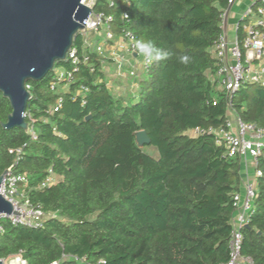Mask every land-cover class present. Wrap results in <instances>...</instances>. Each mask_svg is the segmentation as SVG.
Wrapping results in <instances>:
<instances>
[{"label":"trees","instance_id":"trees-1","mask_svg":"<svg viewBox=\"0 0 264 264\" xmlns=\"http://www.w3.org/2000/svg\"><path fill=\"white\" fill-rule=\"evenodd\" d=\"M112 1L96 0L93 11L112 17L114 39L130 32L173 55L139 75L136 95L112 92L113 62L93 52L76 70L67 60L56 63L54 69L72 74L68 93L50 91L53 71L27 83L25 119L36 140L20 128H2L11 108L0 94V175L11 168L25 176L21 192L51 215L41 229L1 220L0 260L225 264L241 162L229 158L208 130H227L229 113L264 128L263 85L245 84L227 101L213 80L217 60L211 49L222 35L229 2ZM73 48L79 58L86 51L80 34ZM181 55L190 61L180 63ZM81 86L88 89L84 106L73 97ZM59 96L63 106L53 112ZM195 129L201 133L190 135ZM139 131L150 139L142 148L135 140ZM258 169L255 211L241 231L240 254L252 264H264V156ZM50 172L56 182L41 188Z\"/></svg>","mask_w":264,"mask_h":264},{"label":"built area","instance_id":"built-area-1","mask_svg":"<svg viewBox=\"0 0 264 264\" xmlns=\"http://www.w3.org/2000/svg\"><path fill=\"white\" fill-rule=\"evenodd\" d=\"M108 1L109 6H113V1ZM233 1L228 0L229 4H232ZM95 2L96 0L81 1L82 4L92 9ZM92 14L96 17L94 24L84 27V31L79 33L86 51L79 58L77 49L72 48L67 54L66 60L76 70L80 63L88 62V52H93L99 57L111 60L117 67L116 82L108 85L112 92L118 91L120 93L123 88H127L131 93L137 91L139 75L147 73L152 64L145 63L143 57L137 56L134 48L136 40L130 32H123L118 39H114L110 15H106L104 12L95 13L94 11ZM123 18L126 19L127 16L123 15ZM239 26L242 33L241 38L238 37L237 31L232 41H228L222 34L217 44L211 49L212 56L217 60V69L213 80H216L227 101L234 92L245 84L255 83L264 86V0H256V6L246 11L237 30ZM91 33H102V40L94 45ZM125 67H128L127 71L123 70ZM52 71L53 79L49 85L50 91L58 94L68 93L72 74L61 68ZM128 79L131 81L127 83ZM28 88L29 86L26 85L27 90ZM87 92L88 89L81 86L73 93V97L79 98L81 105L84 106ZM213 104L215 105V103ZM62 106L63 98L59 96L52 111L57 112ZM27 132L33 140H36L33 127L28 125ZM199 133L201 130L195 129L190 135L196 136ZM208 133L216 137L218 145L224 146L229 158H238L241 165H245L246 170V178H242L241 182V191L233 196L234 213L230 223L229 258L225 264H252L250 259L241 257V231L248 224L250 216L255 211L256 179L262 176L258 169V161L264 156V128L245 124L233 116V120L228 119L227 130L209 129ZM16 153L19 155L21 150L17 149ZM249 171H251V178H249ZM25 182V176L14 174L11 168L7 169L0 185V195L11 203L13 212L10 215L0 214V221L5 219L15 226L41 229L51 215L32 204L29 198L21 192L20 187ZM55 182V176L50 172L48 177L41 182L40 187L46 188ZM1 261L2 264H27L20 256Z\"/></svg>","mask_w":264,"mask_h":264},{"label":"water","instance_id":"water-1","mask_svg":"<svg viewBox=\"0 0 264 264\" xmlns=\"http://www.w3.org/2000/svg\"><path fill=\"white\" fill-rule=\"evenodd\" d=\"M81 1L0 0V94L11 108L3 129L27 131V83L41 81L56 63L65 62L77 35L94 24L93 9ZM230 9L231 4L223 15V36ZM135 140L139 148L150 144L144 131ZM6 173L0 175V185ZM12 212L11 203L0 195V214Z\"/></svg>","mask_w":264,"mask_h":264},{"label":"crops","instance_id":"crops-1","mask_svg":"<svg viewBox=\"0 0 264 264\" xmlns=\"http://www.w3.org/2000/svg\"><path fill=\"white\" fill-rule=\"evenodd\" d=\"M256 5V0H234L233 3L231 4V9L229 11V14L227 16V19L225 21V37L228 39V41H232L234 36L236 35L237 27L239 23L241 22L244 14L246 11L250 8H253ZM222 34H223V19H222ZM128 67H125L123 70L127 71ZM130 82L131 80L128 79ZM116 82V81H115ZM115 82H111L112 84H115ZM118 93V91H115ZM131 93L127 88L121 89L120 93L121 95H125V93ZM136 90L131 93L132 95H136ZM241 170H242V178H246V173H245V165H241ZM249 173V178H251V171Z\"/></svg>","mask_w":264,"mask_h":264},{"label":"clouds","instance_id":"clouds-1","mask_svg":"<svg viewBox=\"0 0 264 264\" xmlns=\"http://www.w3.org/2000/svg\"><path fill=\"white\" fill-rule=\"evenodd\" d=\"M134 48L137 56L143 57L144 62L148 64L168 60L173 55L171 51L158 46L152 40H136ZM190 59L191 58L188 55H181L179 57V62L187 64Z\"/></svg>","mask_w":264,"mask_h":264},{"label":"rangeland","instance_id":"rangeland-1","mask_svg":"<svg viewBox=\"0 0 264 264\" xmlns=\"http://www.w3.org/2000/svg\"><path fill=\"white\" fill-rule=\"evenodd\" d=\"M91 39L93 41V44L96 45L98 44L101 40H102V37H103V34L102 33H91ZM111 67L109 68L110 72H109V77L110 79H112L114 82L116 81V65L115 64H112L110 65ZM228 119L229 120H233V115L229 113L228 115ZM146 151L148 153H151V154H156V151L153 150V149H146Z\"/></svg>","mask_w":264,"mask_h":264}]
</instances>
